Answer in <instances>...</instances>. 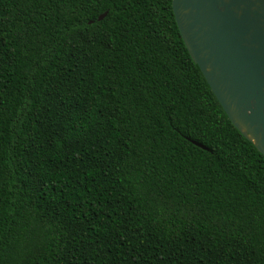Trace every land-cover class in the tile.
Returning a JSON list of instances; mask_svg holds the SVG:
<instances>
[{"label":"trees","instance_id":"obj_1","mask_svg":"<svg viewBox=\"0 0 264 264\" xmlns=\"http://www.w3.org/2000/svg\"><path fill=\"white\" fill-rule=\"evenodd\" d=\"M0 264H264V157L171 0H0Z\"/></svg>","mask_w":264,"mask_h":264},{"label":"water","instance_id":"obj_2","mask_svg":"<svg viewBox=\"0 0 264 264\" xmlns=\"http://www.w3.org/2000/svg\"><path fill=\"white\" fill-rule=\"evenodd\" d=\"M171 7L223 112L264 157V0H171Z\"/></svg>","mask_w":264,"mask_h":264}]
</instances>
